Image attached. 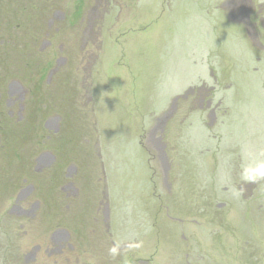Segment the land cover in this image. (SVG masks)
I'll return each mask as SVG.
<instances>
[{
	"label": "rangeland",
	"instance_id": "1",
	"mask_svg": "<svg viewBox=\"0 0 264 264\" xmlns=\"http://www.w3.org/2000/svg\"><path fill=\"white\" fill-rule=\"evenodd\" d=\"M237 2L58 0L67 17L56 67L81 96L66 106L74 118L63 114L59 135L51 133L50 149L64 161L53 167L63 177L76 168L85 195L106 190L117 245L130 244L113 250L115 264H253L264 256V0ZM26 10L18 0L0 4L8 22ZM190 88H201L202 103L175 99ZM64 93L50 96L62 108ZM50 185L56 193L55 178ZM8 240L0 264L15 252Z\"/></svg>",
	"mask_w": 264,
	"mask_h": 264
},
{
	"label": "flooded vegetation",
	"instance_id": "2",
	"mask_svg": "<svg viewBox=\"0 0 264 264\" xmlns=\"http://www.w3.org/2000/svg\"><path fill=\"white\" fill-rule=\"evenodd\" d=\"M18 3L27 10L13 16L11 22L8 15L0 14V37L6 33L7 38L0 40V249L2 238L7 236L9 248L12 245L15 250L12 255L7 253L10 264H115L113 250L125 251L130 244L117 245L106 190L98 198L95 193L92 197L85 195L82 181L73 176L74 167H68L65 177L62 170L53 167L61 166L64 161L50 149L51 133L59 135L63 114L71 113L74 118L72 107L66 106L73 102L71 98L78 105L81 96L76 83L79 77L76 75L74 79L75 88L71 82L66 83L68 71L56 67L62 66L66 49L65 43L57 44L58 35L63 34L65 27V8L58 0L44 2V9L40 0H18ZM74 16L81 19L77 14ZM10 27L13 31L8 30ZM50 51L53 54L49 56ZM53 55L61 56L57 57L55 66L51 63ZM77 71L80 75L82 69ZM61 75L65 77L60 83ZM63 88L64 108L57 102L58 98L50 97ZM204 96L201 88H190L186 96L175 99H189L188 103L195 105L198 101L202 103ZM211 104L209 99L207 107ZM163 147L161 137L157 148L162 153ZM52 177L56 180V193L51 191ZM256 184L252 181L248 186L253 188ZM83 206L84 212L80 210ZM21 230L23 235L19 236L17 232ZM13 232L17 233L18 245L10 236ZM92 242L98 249L87 247ZM255 260L251 262L264 264L263 255L259 259L255 256Z\"/></svg>",
	"mask_w": 264,
	"mask_h": 264
},
{
	"label": "water",
	"instance_id": "3",
	"mask_svg": "<svg viewBox=\"0 0 264 264\" xmlns=\"http://www.w3.org/2000/svg\"><path fill=\"white\" fill-rule=\"evenodd\" d=\"M174 108H175V104L173 105V108L166 115H164L163 118H165V119L168 118L172 114Z\"/></svg>",
	"mask_w": 264,
	"mask_h": 264
}]
</instances>
